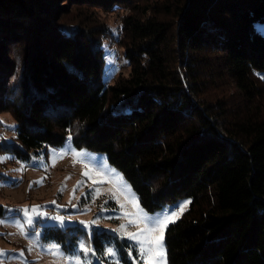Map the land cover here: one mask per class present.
I'll return each instance as SVG.
<instances>
[{
	"label": "trees",
	"instance_id": "obj_1",
	"mask_svg": "<svg viewBox=\"0 0 264 264\" xmlns=\"http://www.w3.org/2000/svg\"><path fill=\"white\" fill-rule=\"evenodd\" d=\"M0 24V115L17 122L0 152L30 161L71 133L147 210L191 198L168 264H264V0H0ZM111 45L128 73L107 76ZM42 240L71 254L87 241L97 264L113 245L119 264L138 255L80 221L46 223Z\"/></svg>",
	"mask_w": 264,
	"mask_h": 264
},
{
	"label": "rangeland",
	"instance_id": "obj_2",
	"mask_svg": "<svg viewBox=\"0 0 264 264\" xmlns=\"http://www.w3.org/2000/svg\"><path fill=\"white\" fill-rule=\"evenodd\" d=\"M121 16V14L118 15V19H121ZM3 25L0 24L1 33L5 32ZM111 46L106 48L107 76L119 74V71L128 73L129 68L122 67L124 59H117V53L120 52L121 47L118 45ZM6 50V58L11 61L9 46ZM1 120L4 124H0V132L4 137L12 138L17 132L16 120L10 113L1 114ZM13 125L14 127H10ZM73 150L76 153H81V156L76 158V163H74ZM60 152L66 154L62 158H57L53 166L52 157ZM0 157H9V159L0 161V185H3L0 186V218L6 216V209H19L28 206L30 209L29 216L34 221L33 224L26 225L24 228V233L27 235L21 234L14 223L10 221L0 224V250H5L6 253V255L0 254V264H71L65 257L73 254L67 253L56 242L42 240L43 225L46 223H58L65 226L67 223L91 222L95 219L96 224L91 225L90 232L93 227L113 231L118 229L121 224L128 225L125 229L126 232H142L145 224L149 221L146 218L138 219L132 215L138 212V209L133 207L131 202L133 199L138 202L139 210H142L148 218L153 220L157 217L163 219L165 214L176 213L165 227L152 234L154 238L162 236V250L157 249L143 259L136 255L132 249L130 250V258L134 264H168L165 241L167 227L178 220L189 208L191 198L186 197L177 202L169 203L156 211H149L140 204L136 191L122 171L112 165L104 153L78 148L73 144L72 139L70 143L67 140L63 146L51 148L47 155L43 153L30 161L15 159L14 155L9 152H0ZM21 164L25 165V168L18 171L17 169H20ZM44 165H47V168ZM69 176L70 179L66 180L65 178ZM41 180H43L42 183H37V185L35 183L30 187L32 182ZM78 181H82V184L73 192ZM63 184H66V187H64L63 192H60ZM53 202L55 203L53 204ZM178 205H183L182 211L177 207ZM31 206H41L38 209V214L33 215ZM58 211H63L59 216L67 217L63 223L53 219L58 215ZM16 219L19 220L20 217L17 216ZM134 219H138V222L129 223L130 220ZM38 221L41 223L39 226H37ZM33 230L39 233V242L29 247L30 241L33 239ZM113 232L120 235L116 231ZM120 237L132 241L127 236L120 235ZM85 242L93 249L91 243ZM132 242L135 245V242ZM47 244L58 245L59 251L64 254L63 257L50 254L47 249L42 247V245ZM21 251H23L22 256L19 255ZM85 255L91 264H97L101 261L95 252L94 254L92 252L84 253L81 255V259ZM117 257L119 259L118 251ZM109 258L112 261V258Z\"/></svg>",
	"mask_w": 264,
	"mask_h": 264
},
{
	"label": "snow or ice",
	"instance_id": "obj_3",
	"mask_svg": "<svg viewBox=\"0 0 264 264\" xmlns=\"http://www.w3.org/2000/svg\"><path fill=\"white\" fill-rule=\"evenodd\" d=\"M257 31L261 34L264 35V25H256L255 26ZM10 127H14L10 126ZM71 141V133H69L68 136V142L70 143ZM66 153L64 152H60L57 153L55 155H53L52 157V165L54 166L55 161L57 158H62L63 155H65ZM73 156H74V163L77 162L76 158L81 156V153H76L73 150ZM9 159V157H0V161ZM45 168H47V165H44ZM25 165L21 164L20 169H17L18 171H22L24 170ZM85 175H87V173H85ZM70 179L69 177L65 178ZM122 179V178H121ZM43 180L38 181V182H32L30 184V187L32 186V184L35 183H42ZM82 184V181H78L77 185L74 186L73 192H75L76 188L80 187ZM3 186V185H0ZM64 187H66V184H63L60 188V192H63ZM130 190V188H129ZM133 207L138 209L137 213H133V216L138 217V219H148V223L145 224V227L143 228L142 232H138V233H129L126 232L125 229L128 227L127 224H121L120 227L118 229H115L113 231L118 232L121 236H127L129 239H131L132 241L135 242L136 245V250L138 255L143 259L146 255H150L153 252H155L157 249L162 250L163 248V244H162V236L159 238H154L153 237V233L157 232L159 230H161L163 227L166 226L167 222L171 221V218L173 216L176 215V213H169V214H165L163 216V219H160L159 217H157L156 219H151L147 217L146 213H143L142 210H139V206H138V202L133 199L132 201ZM55 202H53L54 204ZM41 206H31V212L33 213V215L38 214V209ZM177 207L180 208V210H183V205H178ZM6 216L3 218H0V224L6 223V222H12L14 223L15 227H17L18 231L21 234H25L24 233V228L26 227V225H31L34 223L33 219L29 216V207L25 206L23 208H19V209H6ZM19 216L20 219L17 220L16 217ZM99 218V217H98ZM53 219L60 221L61 223H63V221L65 220V217L62 216H55ZM68 219H71V217H68ZM138 219H134V220H130L129 223H137ZM81 224H83L85 226V229L88 230V235L90 237L91 232H90V227L91 225H95L96 224V220L94 219L91 222H85V221H81ZM97 231L99 232L100 230L97 229ZM33 239L30 241L29 247H32L33 244L38 243L39 242V233L35 232L33 230L32 233ZM43 248L47 249L50 254L54 255V256H61L63 257V253H61L59 251V246L55 245V244H47V245H42ZM88 252H92L94 254V250L90 248V246H88V244H86L85 241L81 240L79 242L78 248L76 250H74L73 255L69 256V257H65L67 260H69L71 262V264H91V261L87 258V256L85 255L83 259H81V255L84 253H88ZM0 254H4L5 250H0ZM104 254L111 257L112 261L111 264H119V259L117 257V250L115 248V246L113 245L112 247H108L106 249H104ZM20 256L23 255V251H21V253H19ZM161 258H162V252H161ZM99 259V258H98Z\"/></svg>",
	"mask_w": 264,
	"mask_h": 264
},
{
	"label": "built area",
	"instance_id": "obj_4",
	"mask_svg": "<svg viewBox=\"0 0 264 264\" xmlns=\"http://www.w3.org/2000/svg\"><path fill=\"white\" fill-rule=\"evenodd\" d=\"M119 29H121V27ZM120 57H121V53L119 52L118 58H120ZM35 185H37V183Z\"/></svg>",
	"mask_w": 264,
	"mask_h": 264
},
{
	"label": "clouds",
	"instance_id": "obj_5",
	"mask_svg": "<svg viewBox=\"0 0 264 264\" xmlns=\"http://www.w3.org/2000/svg\"><path fill=\"white\" fill-rule=\"evenodd\" d=\"M121 53V52H120ZM118 54H119V52L117 53V59H118ZM121 58V57H120ZM0 117H1V115H0Z\"/></svg>",
	"mask_w": 264,
	"mask_h": 264
},
{
	"label": "crops",
	"instance_id": "obj_6",
	"mask_svg": "<svg viewBox=\"0 0 264 264\" xmlns=\"http://www.w3.org/2000/svg\"><path fill=\"white\" fill-rule=\"evenodd\" d=\"M2 208V207H1Z\"/></svg>",
	"mask_w": 264,
	"mask_h": 264
}]
</instances>
